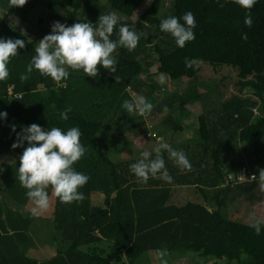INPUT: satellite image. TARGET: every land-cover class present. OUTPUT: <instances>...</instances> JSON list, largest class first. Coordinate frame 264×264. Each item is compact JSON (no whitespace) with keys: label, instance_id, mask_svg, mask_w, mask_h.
Segmentation results:
<instances>
[{"label":"trees","instance_id":"1","mask_svg":"<svg viewBox=\"0 0 264 264\" xmlns=\"http://www.w3.org/2000/svg\"><path fill=\"white\" fill-rule=\"evenodd\" d=\"M170 1L163 23L155 17L161 0H106L124 18L101 11L97 0H46L47 10L67 7L73 17L80 7L85 12V19L39 32L42 42L62 43L83 57L68 72L49 69L38 54V37L28 39L0 16V154L20 156L0 170V183L18 206L42 191L43 201L53 189L51 222L60 247L44 264H112L121 261L122 250L129 263L149 251L181 250L210 264H264V223L227 219L219 211L223 197L214 208L166 204L169 186L203 193L239 189L243 182L235 176L244 175V167L233 162L227 173L220 159L228 138L254 149L264 141V115L250 111L264 109V0ZM14 3L0 0L4 10ZM148 27L164 38L152 43ZM148 45L156 72L170 80L194 78L195 60L226 65L237 71L238 92L248 88L258 103L231 95L218 108L202 109L197 140L109 159L96 134L117 97L143 84L140 75L152 65L145 61ZM193 87L177 96L179 105L198 98ZM227 175L232 185L225 184ZM92 193L102 195L104 209H91ZM1 205L0 264H40L16 253L31 216L6 215ZM101 239L110 242L106 252L94 246Z\"/></svg>","mask_w":264,"mask_h":264},{"label":"rangeland","instance_id":"2","mask_svg":"<svg viewBox=\"0 0 264 264\" xmlns=\"http://www.w3.org/2000/svg\"><path fill=\"white\" fill-rule=\"evenodd\" d=\"M10 1L15 2L13 4L14 8L10 10L5 8L4 10V6H0V16L11 28H13V30L25 34L28 39L38 37L41 29L52 31L67 20L85 19V12L83 7H80L76 11V15L73 17L70 14V9L67 7L47 10L46 0ZM97 4L98 8L104 13H107L113 17L124 18L122 15L116 13L113 9H111L108 6L106 0H97ZM171 12V1L161 0L160 7L156 12L155 17L164 23L169 21ZM39 19L41 20L38 22ZM146 32L149 34V39L152 43H157L158 38H164L163 36L155 32L153 30V27H148ZM92 34L95 35V32H93ZM40 37H38V39L36 38L38 54L40 55L41 53H44V56H41L40 59L42 62L46 63L49 69L52 68L58 71L61 70L68 72V66L70 63H78L79 61H82L83 57H80L78 54L73 53L62 43H45L41 41ZM148 46L149 47H147V53L149 57L148 59H145V61L147 60L152 62V65L148 66V73H144V77L140 75V77L143 78V89L145 92H148V94H145L144 91L140 93L133 90L132 87H128L117 97V103L113 105L109 113L102 119L101 128L96 134V141L99 148L102 147L99 139L101 138V133L103 131L105 132L104 135L106 136V139L111 140L112 133L110 131H114L113 126L111 125H115V123H110L109 120L112 118L113 113L116 112V115H120V120H122L123 124L125 125V122L127 120L129 121L130 119L137 118V109L149 112L157 106V103H159L162 98L173 95L175 86L181 90H188V88L194 86L193 88L196 89L198 94V103L200 107H202V109L218 107L219 103L222 100L235 94L243 97H249L251 98V100H254L256 104L258 103V101L251 97V92L248 88H244L241 92H238V86L236 85L237 71L235 68L226 65H212L203 61L195 60L193 61V68L195 71L194 78L187 81L170 80L166 75L156 72V63L154 62L156 59V55L153 53L152 45ZM92 49L94 51L100 50L95 43L92 44ZM145 61L142 59L140 60V64L142 67L145 65ZM78 74L80 75L81 73ZM250 111L252 116L264 115V109H259L256 105L252 106L250 108ZM121 131H124L123 127L121 128ZM190 133L193 136L197 135V122L195 119L193 122V128L190 130ZM123 135L124 136L121 137L125 139V137L129 136V132L126 131ZM162 137L166 138V136L163 134ZM232 138L234 137L231 136V138H228L227 144L226 146H224V149L222 150L220 156V159L223 163V171L228 173L229 165L231 163L240 162L244 167V177L246 180L242 183L241 186L238 187L239 189L234 188L229 189L228 191H222L218 189L217 191H215V199L209 205L210 207H215L218 204L220 198L223 197L224 201L220 206L219 211L227 219H234L236 221H240L249 225L260 226L264 223V141H262L260 145H258L257 148L254 149L253 147H249L246 145H241L242 147H239L237 143L231 144ZM120 146L123 147L124 143L122 142ZM102 150L110 159H115L114 153L107 151L105 146L102 147ZM116 160H118V157L116 158ZM3 164H5V162ZM5 166H7V164ZM249 174H252L254 177L252 179H248ZM0 186V196L3 198V200H1L2 202L0 203L2 204L1 206L3 213L6 209H8L10 213L6 211V215L9 216L11 212L12 216L15 213H25L28 218H30L31 216V220L26 228V238L24 239L25 241L17 246L16 253L19 257H26L30 260H34L37 263L44 264L47 260H49L56 254V249L60 247V241L56 237L52 226L51 215H49L50 212L48 211L47 213L45 210V206H47L48 203L49 205H52L53 203V189L50 190L51 194H49L48 197L43 201L42 199L44 198V193L42 191L39 195H36L37 197L35 199H27L24 206H18L2 192L1 183ZM250 189H252V192L249 191ZM241 190L243 191L240 192V197L237 196L232 200V193ZM199 199L200 198L197 196V194L192 191V193L188 196L186 202H195L199 201ZM7 202L14 209H9L6 205ZM181 202L182 201H179V203ZM258 203H261V205L259 204V206ZM41 207H44V209L40 211ZM17 209L24 210L23 212H18ZM12 216L10 217V220ZM104 241L101 242L102 245H105ZM34 242L42 244V247L39 249L38 253H36L34 250L36 249L33 245ZM192 255V253H188L187 257ZM187 259L188 258H186V260ZM193 259L194 261L196 260V258ZM186 260L181 261L178 264H192L193 260L191 261V263ZM112 264L123 263L112 262Z\"/></svg>","mask_w":264,"mask_h":264},{"label":"crops","instance_id":"3","mask_svg":"<svg viewBox=\"0 0 264 264\" xmlns=\"http://www.w3.org/2000/svg\"><path fill=\"white\" fill-rule=\"evenodd\" d=\"M133 90L140 93L144 91L142 85L136 86L135 88H133ZM186 90L187 89L181 90L175 86L173 95L162 98L159 103L156 102L157 106L154 107L153 110L149 111L150 113L145 110L137 109V118L130 119L129 121L127 120L128 123L126 121L125 125L123 124V121L120 120L121 116L116 115V112L113 113L112 118L109 120L110 123H115V125H111L114 129V131H110L112 133L111 140L106 139V136L104 135L105 132L103 131L101 133V138L99 139L100 144H102V147L105 146L107 151L114 153L115 159L113 160H116L117 157L118 160H126L137 158L149 153L159 152L171 146H178L186 142H193L197 140V135L193 136L190 133V130L193 128L194 119L197 122V117L201 114L202 107H200L198 103V98L195 101L179 105L177 96H179ZM144 93L146 94L145 91ZM122 127L124 128V131H121ZM126 131L129 132V136L123 139V137L121 136H124L123 134H125ZM162 134L165 135L166 138L162 137ZM122 142L124 143L123 147L120 146ZM237 145L239 147H242V144ZM102 147H100V150L105 155L106 153L102 150ZM105 156L108 157L107 155ZM18 158L19 155L15 154L12 151H7L3 154H0V170L4 169V166L6 164H11ZM4 162L5 164H3ZM168 189L169 195L166 204L169 203L172 205H182L186 202L188 196L192 193V191H194L200 198L199 201L195 202L203 205L207 204L210 207L209 204L215 199V191L220 188L218 187L209 189L205 191V193L196 190L194 187L187 186H169ZM242 191L243 190L235 192L236 194H233H235L234 196L236 197H240V192ZM249 191L252 192V189H250ZM234 196L232 200L235 198ZM1 200H3V198L0 196V202H2ZM89 200L90 207L93 211L104 209L103 197L101 194L92 193ZM179 201L182 202L179 203ZM259 204L261 205V203H258V205ZM6 205L9 209H14L8 202L6 203ZM43 209L44 207H41L40 211ZM23 210L24 209H17L18 212H23ZM45 210L47 213L49 211V215H51L52 205H49L48 203V205L45 206ZM103 241L104 239H101L96 243L97 245L95 244L94 246H96L97 249L104 250L106 252L110 246V242L105 240V245H102L101 242ZM33 245L36 248L34 249L35 252L38 253L39 249L42 247V244L34 242ZM187 254L183 253L181 250L172 252L149 251L140 255L139 257L135 258L133 262L129 263L124 256V251L122 250L120 262H122L123 264H178L179 262L185 261L186 258H188L186 261H189L191 263V261L193 260L192 264L211 263V261L201 262L198 261V259L194 261L191 256L187 257Z\"/></svg>","mask_w":264,"mask_h":264},{"label":"built area","instance_id":"4","mask_svg":"<svg viewBox=\"0 0 264 264\" xmlns=\"http://www.w3.org/2000/svg\"><path fill=\"white\" fill-rule=\"evenodd\" d=\"M17 97H18V96H17ZM138 113H140V112H138ZM253 177H254V176H253L252 174H249V175H248V179H252ZM231 179H232L231 176L227 175V176L225 177V184L232 185ZM235 180H236V182H244L246 179H245L244 175L238 173V174L235 176Z\"/></svg>","mask_w":264,"mask_h":264},{"label":"water","instance_id":"5","mask_svg":"<svg viewBox=\"0 0 264 264\" xmlns=\"http://www.w3.org/2000/svg\"><path fill=\"white\" fill-rule=\"evenodd\" d=\"M97 41H99V40H97ZM207 210H209V209L207 208Z\"/></svg>","mask_w":264,"mask_h":264}]
</instances>
